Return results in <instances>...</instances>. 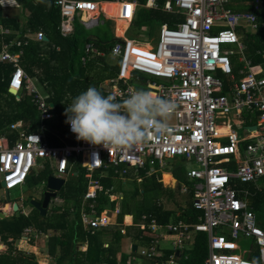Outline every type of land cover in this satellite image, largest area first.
<instances>
[{
  "label": "built area",
  "instance_id": "built-area-1",
  "mask_svg": "<svg viewBox=\"0 0 264 264\" xmlns=\"http://www.w3.org/2000/svg\"><path fill=\"white\" fill-rule=\"evenodd\" d=\"M115 2L127 6L130 12L129 18L121 16L116 19H123L131 26L138 3L130 0ZM228 3L229 0H170L165 3L164 10L184 16L182 22L173 27L161 26L158 42L139 34L132 38L122 37L111 50L110 57L118 59V69L100 85L99 90L122 101L132 91L144 89L173 102L176 107L166 134L147 143L115 149L110 154L102 146L77 140L70 124H67L65 135L75 142V146H51L42 129L38 133H28L23 129V123L18 122L11 126L18 131L16 144L11 146L6 138H0V174L8 188L24 184L34 169L40 167L42 159L55 162L56 176L64 178L70 158H81L83 167L92 178L96 171L111 166L115 167L116 173L120 172L118 168L122 165H134L138 171L146 170L147 163L153 165L158 161L164 166L167 160L181 158L193 165L188 173V178L194 181L193 207L202 211L203 217L195 224L179 222L165 227L153 219L148 231L142 233L149 236V240L141 248L137 247L139 257L149 260L147 264H177V252L183 250L185 242H190L192 235L197 233L209 236V256L205 264H250L251 260L244 255L234 253L239 250L237 241L242 238L255 239L261 255L264 230L256 225L247 202L231 184L235 181L257 184L264 178V69L252 67L247 61L239 74L234 72L230 58L233 51L226 46L242 50L238 29L243 25H258L254 12H234L226 7ZM56 5L61 11L63 36L73 33L77 18L88 29L101 24L100 2L56 0ZM260 6L258 0L255 10L259 11ZM146 7L156 9L158 5L155 0H149ZM45 37L43 32L37 34L39 41ZM22 45L21 41L17 42V46ZM85 49L83 64L93 57L105 56L92 44H87ZM20 59V55L6 50L0 54V64H12L14 69L9 89L16 90L17 99L26 92L42 111V119L51 120L54 114L48 112L46 97L27 75ZM219 73L226 77L229 91L224 92L226 83ZM243 112L257 114V123L246 127L247 136L240 138L235 130V119H239ZM254 126L255 130H249ZM246 140L251 143L243 149L241 143ZM97 153L98 158L94 155ZM231 160L237 165L234 169L225 165L230 166ZM122 172L127 173L126 170ZM99 182L90 180L79 209L86 230L97 231L117 222L121 198H111L116 203L114 210L98 212L96 200L103 190ZM53 203L62 204V200L57 196L51 199L50 205ZM10 212L14 213L12 208ZM22 213L27 215L24 210ZM217 229L229 230L230 239L216 235ZM122 233H125L124 229ZM169 235L176 236L169 257L159 261L165 256L167 249L162 244ZM30 236L43 241L50 237L47 233L35 231L32 226L24 229L22 239L28 240ZM80 250L86 251L87 246L80 247Z\"/></svg>",
  "mask_w": 264,
  "mask_h": 264
},
{
  "label": "trees",
  "instance_id": "trees-1",
  "mask_svg": "<svg viewBox=\"0 0 264 264\" xmlns=\"http://www.w3.org/2000/svg\"><path fill=\"white\" fill-rule=\"evenodd\" d=\"M100 1L113 2L114 0ZM130 1H136L139 4L131 24V28L136 31L134 37L146 27L152 28L156 24H167L169 27H173L175 22L184 19L182 15L168 14L163 11L165 3L169 0H156L159 9L147 8L146 5L149 0ZM257 1L239 0L238 3L233 2L237 3L240 9L254 12L257 16L259 27L256 31L253 33L240 31L244 34L243 42L246 44L247 57L253 65L264 66V27L261 26L264 23V0H259L261 3L259 11L255 10ZM246 3L252 4L244 7L243 4ZM5 9H12L13 12L7 14ZM0 11L2 12L0 23L5 28L19 33L18 36L25 37L29 29L32 33L43 30L48 37L49 41L29 39L28 43L23 45L21 48V66L27 75L37 80L36 86L41 94L46 97L49 105L48 112L54 114L51 120H43L41 111L32 102L30 96L23 92L20 94V99H17L16 95L9 93L11 81L9 76L12 72V66L7 63L0 64V138L8 139L11 146L16 144L19 141V136L17 130H13L11 126L22 121L23 129L26 132L38 133L40 128L44 127L45 140L52 146H63L48 130L55 129L67 134L66 108L71 104L74 97L86 91L89 86L113 75L114 69H109L110 73H105L106 70L97 63H102L110 58L113 46L121 38L115 37L106 42L88 38L85 35L86 29L80 23L79 18L75 20L74 34L68 38H63L58 30L62 18L60 8L55 5L53 0H0ZM15 37L17 36L12 35L7 39L11 40ZM23 40L27 41L26 39ZM87 44H92L105 56L97 57L98 59L96 58L84 66L82 58L85 56ZM91 76L96 77V81L92 80ZM251 118L250 112L240 114L239 119L242 121L243 130L257 123L256 118ZM250 143L251 140L241 146L246 149V145ZM182 160L180 158L172 159L166 168L167 172L173 173L178 183L177 188H175L176 192H179L181 184L188 182L186 165ZM230 164L229 166L225 163L227 168L234 169L236 167L234 161L233 164L231 162ZM77 166V175L66 180L67 183L59 194L65 199L66 205L64 206L63 203L62 208L54 210L51 213V219H48V214H50L48 212L51 208H48L47 215L42 217L28 202L29 213L27 215L16 212L13 216L0 221V264H39L35 254L23 251L31 247L29 248L25 242L21 244L23 250L18 246V243L23 241L24 229L29 226H35L36 229H33L38 232L47 234L51 232L44 250L50 257V264H135L133 259L135 253L128 255L122 252V243L127 237L132 238L133 242L140 246L139 244H145L149 240V236H142V233L148 231L147 229L153 219L165 227L169 224L177 225L179 222L186 225L195 224L202 216V213L193 207V203L188 204L185 209L177 210L178 212L166 209L161 203V197H167L168 200L173 199L172 196L169 198V195L172 194L170 191L173 192L174 190L169 188L167 175H165L164 182L168 184V187L165 188L163 183L157 179L158 175L154 174L149 179L143 180L142 184H146V188L138 187L124 193L118 204L119 212L115 225L97 231L86 230L81 223L79 209L88 191L90 180H99L100 186L103 187L96 200L98 212L106 209L114 210L116 203L111 201V198L122 192L120 189L123 182L117 176L118 174L122 175V171L116 173L115 167L111 166L108 169L96 171L91 178L86 168H83L81 164ZM49 175L52 173L45 176L43 181H46ZM123 175L129 177L132 176V173H123ZM142 175H145L144 171ZM259 182L261 190L254 192L250 203L264 228V178ZM251 188L254 190L253 186ZM43 189L44 187L36 189V193L42 196ZM141 190L144 191L143 194ZM152 194L160 195V198L154 199ZM2 197L3 192L0 183V203L3 202ZM126 220H130V224ZM123 229L126 234L122 233ZM29 238L31 239L29 243L33 244V236ZM187 243L185 242V245ZM189 244L191 248L181 251L177 264H205L209 254L207 235L198 233ZM82 246H87V250H80ZM119 254H121L120 259H118ZM168 257L169 249L165 251L164 258H160L159 261L166 260Z\"/></svg>",
  "mask_w": 264,
  "mask_h": 264
},
{
  "label": "crops",
  "instance_id": "crops-1",
  "mask_svg": "<svg viewBox=\"0 0 264 264\" xmlns=\"http://www.w3.org/2000/svg\"><path fill=\"white\" fill-rule=\"evenodd\" d=\"M115 1V0H114ZM170 1V0H169ZM237 2V1H239V0H229V2L230 3H228L229 4V6H228V4H226V7L227 8H230V9H232L234 12H237V13H241V12H249V11H244V10H242V9H240V7H239V5H237V3H234V2ZM53 2L55 3V5H56V0H53ZM168 2V1H167ZM101 3V9H102V5H104V4H116V2H100ZM138 3V2H137ZM155 3L157 4V2H156V0H155ZM249 4H252V3H249ZM248 3H246V4H243V6L244 7H246L247 5H249ZM158 5V4H157ZM57 6V5H56ZM138 6H139V4H138ZM231 6V7H230ZM58 7V6H57ZM7 8V7H6ZM156 9H159V6H158V8H156ZM239 9V10H238ZM163 11H165V10H163ZM1 12V11H0ZM5 12L7 13V14H11V12H13V10L12 9H5ZM61 12V11H60ZM166 12V11H165ZM166 13H168V14H173V13H169V12H166ZM2 15V12H1V14H0V16ZM175 15H178V14H175ZM184 17V16H183ZM100 18H101V24L100 25H106L107 23H109L110 22V20H112V22H111V29H112V31H113V34H114V38L115 37H117V38H122V37H125V33L127 32V31H124V30H120L119 28H118V24H117V22H118V20L117 19H115L116 17H113V16H111L110 14H109V12L108 11H105V10H103L102 9V11H101V15H100ZM134 18V17H133ZM183 21V19L181 20V21H177V22H175V23H178V22H182ZM61 22H62V18H61ZM61 22H60V26H59V28H58V30H59V32H60V35L63 37V38H68V37H70V36H72L73 34H74V32H75V24H74V31H73V33H71L70 35H68V36H63L62 35V32H61ZM175 23H174V25H175ZM163 25H167V24H156L155 25V27H146L144 30H142L141 31V33L140 34H145L146 35V37H150V38H154L153 37V34L155 33V30L156 29H160L161 28V26H163ZM173 25V26H174ZM262 27H264V23H262V25H261ZM84 27V26H83ZM258 27L259 26H257V27H252V26H248V25H243V26H241L240 28H239V31H238V34H239V37H240V41H241V43H242V45H243V49L242 50H240V48L239 47H235L234 46V48L233 49H229V50H231V51H233V55H231L230 56V58H231V61H232V65H233V67H234V72L236 73V74H239V70L244 66V65H246L247 64V61L248 62H251V66L252 67H259V70L262 68V69H264L263 67V65H259V66H255V65H253V63H252V61L247 57V55H246V50H247V48H246V44L243 42V33H241V31H243L244 33L246 32V33H253L254 31H256L257 29H258ZM85 28V27H84ZM85 29H88V28H85ZM89 29H92V28H89ZM248 29H250L249 31H248ZM241 30V31H240ZM39 32H43L44 33V31L43 30H40ZM39 32H37V33H32L29 29L27 30V34L25 35V37H20V36H18L19 35V33H15L13 30H11V29H9V28H5L1 23H0V45H1V48H0V54L3 52V51H8V52H10L11 54H17V55H20V56H22V50H21V48L23 47V45H25V44H27L28 43V41H29V39H31V40H37V41H39L38 40V38H37V34L39 33ZM45 34V33H44ZM14 36V35H16L17 37H15V38H13V39H11V40H9V39H7V37H10V36ZM28 35V36H27ZM45 36H46V34H45ZM47 37V36H46ZM48 38V37H47ZM23 39H26L27 41L25 42ZM18 41H21L22 43H23V45L22 46H17V42ZM44 41V40H43ZM48 41H49V39H48ZM57 49L59 50V48L57 47ZM85 52H86V49H85ZM85 57V56H84ZM83 57V58H84ZM110 57V56H109ZM83 58H82V64H83ZM96 58L97 57H93V58H91L90 59V61H93V60H96ZM112 57H110L109 59H111ZM98 59V58H97ZM90 61H88L87 63H89ZM108 59H106V61H104V62H102V61H100V62H102V63H97V64H99V65H101V67L103 68V69H105L106 70V72L105 73H110V71H109V69L110 70H112V69H114V68H112L113 66H110L109 64H108ZM20 63H21V59H20ZM86 63V64H87ZM1 64H3V63H1ZM7 64H9V63H7ZM86 64H83L84 66L86 65ZM10 66H12V64H9ZM261 69V70H262ZM13 66H12V72H11V74H10V76L9 77H11L12 76V73H13ZM264 71V70H263ZM102 73V72H101ZM115 74V71L113 72V75ZM112 75V76H113ZM29 76V75H28ZM111 76V77H112ZM223 81H225V83H226V87H225V89H224V92H226V91H229L230 89H229V85H228V83H227V79H226V77L224 76V75H222V73H219V75H218ZM30 78H32L31 76H29ZM33 79V81H34V83L35 82H37V80L35 79V78H32ZM91 79L92 80H95L96 79V77H92L91 76ZM107 79H104L103 81H100V82H98V83H96V84H93V86H95V87H97L98 89H99V87H100V85L104 82V81H106ZM96 81V80H95ZM35 86H36V83H35ZM37 87V86H36ZM25 94H27L26 92H24ZM28 95V94H27ZM29 96V95H28ZM105 96H107V95H105ZM47 105H48V103H47ZM49 106V105H48ZM38 107V106H37ZM39 109V108H38ZM40 110V109H39ZM41 111V110H40ZM41 116H42V111H41ZM251 116H252V118L251 119H254V118H256L257 119V114H251ZM20 122H22V121H20ZM40 129H42L43 130V133H44V127H41ZM53 130V129H52ZM55 130V129H54ZM235 130L237 131V133H238V130H237V128L235 127ZM243 130V129H242ZM249 130H250V128H249ZM55 131H58V132H60L59 130H55ZM244 131V135L243 136H240V138H244V137H246L247 136V134H246V130L244 129L243 130ZM17 132V134H18V131H16ZM48 132H49V130H48ZM51 133V132H50ZM52 134V133H51ZM239 134V133H238ZM54 137H56L55 135H54ZM57 138V137H56ZM60 142H61V140L59 139V138H57ZM8 140V139H7ZM248 140H246V141H243L242 143H241V145L242 144H244L245 142H247ZM62 143V142H61ZM63 144V143H62ZM63 145H65V144H63ZM247 145H249V144H247ZM246 145V146H247ZM52 146V145H51ZM54 146V145H53ZM56 146H58V145H56ZM62 146V145H61ZM181 159V158H180ZM44 160H46V159H44ZM182 160V159H181ZM184 160V159H183ZM182 160V161H183ZM46 161H48V163H49V166L50 167H53V169H55L56 170V168H55V162H53V161H49V160H46ZM171 160H167L166 162H165V164H164V166H162V165H160V163L157 161V162H155V164H153V165H151L150 163H147V166H146V170H144V169H141V170H138V171H136L135 169V166L134 165H127V167H126V165H122V166H120L119 168H118V171H123V170H126L127 171V173H129V172H131L132 173V176L134 177L135 176V178H136V183H138V184H142V182H143V180H145V178H150L152 175H154V174H157L158 175V180L161 182V183H163V187H165V188H167L168 187V184L166 183V182H164V178H165V175H167L168 177H169V188L170 189H173L174 191L173 192H171L170 191V193H172L171 195H169V198L172 196L173 197V199H169L170 201H173L175 204H177V207H178V209L177 210H181V209H185L186 208V206L188 205V204H190V203H193V201H194V191H195V189H194V181L192 180V179H189L188 178V173H189V171L192 169V167H190L192 164L191 163H188V162H186V160H184V162L183 163H185V165H186V173H187V180H188V182H186V183H183V184H181V187H180V189H179V192L177 191H175V188H177V185H178V183H177V181H176V179L174 178V176H173V173L171 172V171H169V172H167L166 171V168L168 167V162H170ZM40 162V161H39ZM82 165V159L81 158H76V157H72V158H70V160H69V166H68V170H67V173H66V175L64 176V178L67 180L68 178H70V177H72V176H74V175H77V168H78V166L77 165ZM233 164V163H232ZM234 165L237 167V165H236V163L234 162ZM154 167V168H150V167ZM193 166V165H192ZM82 167H83V165H82ZM43 168V167H42ZM84 168V167H83ZM145 172V175H142V172ZM126 173V174H127ZM34 174V172L31 174V175H33ZM49 174V173H48ZM47 174V175H48ZM1 175V174H0ZM30 175V176H31ZM46 175V176H47ZM52 175L54 176V175H56L55 173H52ZM1 176H3V175H1ZM50 176V175H49ZM118 176V178H119V180H121L122 179V182H125L126 180H125V175H123V172H122V175L121 174H118L117 175ZM121 178V179H120ZM263 179V178H262ZM3 180V179H2ZM1 180V181H2ZM261 180V179H260ZM259 180V181H260ZM45 182L46 181H42V184H43V186L42 187H45ZM1 183V182H0ZM66 183H67V181H66ZM124 184V183H123ZM66 185V184H65ZM64 185V186H65ZM232 187L233 188H235L237 191H239L240 193H241V198L243 199V200H245L246 202H247V205H248V210L254 215V217H255V221H256V225L259 227V228H261L262 230H264V228L262 227V225H261V223L259 222V220H258V217H257V215L255 214V212L253 211V209H252V206H251V203H250V199L253 197V195H254V192H257V191H259V190H261V185H260V182H258L257 184H254V183H251V184H242V183H240L239 181H235V182H233L232 184ZM63 186V187H64ZM254 187V190H252V188L250 189V187ZM115 188H117V186H114ZM39 188H41V187H39ZM184 188H186L187 190H184ZM3 190V189H2ZM120 191H122V189H120ZM3 192H4V190H3ZM43 192H44V189H43ZM61 192V191H60ZM60 192L58 193V197L62 200V203H64V200L61 198V196L59 195L60 194ZM122 193V194H121ZM119 195H117V196H120V198H123V196H124V194H123V192H121ZM141 193L143 194L144 193V191L143 190H141ZM5 194V193H4ZM183 194H185V195H187L186 197L187 198H185L184 197V199H185V205L184 206H181V199L179 198L180 196H182ZM39 195V194H38ZM39 198H42V196L41 195H39ZM4 202H6L7 203V205H5V206H8V211H7V214L9 215L8 216V218L9 217H11V216H13L16 212H14V213H12V212H10V208H12L13 209V206H14V204L15 203H17V202H10L9 200L7 201L6 200V196H5V200H3V202H1L0 203V208L3 206L2 204L4 203ZM18 204V203H17ZM54 206H55V203H53V204H51V205H49V208H51L50 210H54L55 208H54ZM169 210H173V209H170L169 208ZM25 211V213L26 214H28L29 212V210H24ZM178 212V211H177ZM199 212H201L202 213V216H200L199 217V219H198V221L200 220V218L201 217H203V212L202 211H199ZM72 213H75V212H73L72 211ZM159 225H160V223H158ZM34 229H36V227L35 226H32ZM221 230V229H220ZM222 231V234H219V235H224V236H226L228 239H230V231L229 230H227V231H223V230H221ZM226 232V233H225ZM225 233V234H224ZM49 234V236H51V232H49L48 233ZM123 234H126V233H123ZM198 234V233H197ZM196 234V235H197ZM204 234H206V233H204ZM196 235H194V237L193 238H195L196 237ZM207 235V237H208V245H209V236H208V234H206ZM142 236H143V234H142ZM242 239H244V238H242ZM245 239H247V238H245ZM248 239H250V240H252V242L255 244V245H257V243H256V240L255 239H253V238H248ZM30 238L28 239V240H24L23 239V241H21V242H19L18 243V246H19V248L21 249V244H22V242H25L26 243V245L30 248V249H21V250H23V251H26V252H28V253H33V254H35L36 255V257H37V260H38V262H39V264H50V257L46 254V251H44L45 250V248L44 247H40V245H38L40 242H44L45 244L47 243V241L48 240H45V241H43L42 239H40V240H36L34 237H33V240L34 241H32V243L33 244H30L29 242H30ZM194 240V239H193ZM40 241V242H39ZM129 242L128 243V245L126 244V242ZM40 244H42V243H40ZM136 245V243L135 242H133V240H132V238H129V237H127L124 241H123V243H122V252H125L126 254H128V255H131V253H136L137 254V250H136V252H132V246L133 245ZM146 244V243H145ZM144 243L143 244H141L140 246H138V248H141L143 245H145ZM258 246V245H257ZM36 249V250H31V249ZM258 248H259V246H258ZM241 249H240V247H239V251H240ZM254 251L252 252V251H249V252H247V251H244V252H242V253H238V254H240V255H244V257L246 258V259H249V260H253L254 258H257V257H255L254 256ZM258 254H259V257H260V249H259V251H258ZM208 256H209V254H208ZM121 258V254H119L118 255V259H120ZM133 259L137 262V259H135V257H133ZM206 261V260H205Z\"/></svg>",
  "mask_w": 264,
  "mask_h": 264
},
{
  "label": "clouds",
  "instance_id": "clouds-1",
  "mask_svg": "<svg viewBox=\"0 0 264 264\" xmlns=\"http://www.w3.org/2000/svg\"><path fill=\"white\" fill-rule=\"evenodd\" d=\"M175 107L150 90L132 91L118 101L114 95L105 96L97 87L89 86L66 108L65 123L71 125L77 140L102 146L111 154L115 149L147 143L166 134ZM94 155L98 158V153ZM250 264H264V250Z\"/></svg>",
  "mask_w": 264,
  "mask_h": 264
},
{
  "label": "rangeland",
  "instance_id": "rangeland-1",
  "mask_svg": "<svg viewBox=\"0 0 264 264\" xmlns=\"http://www.w3.org/2000/svg\"><path fill=\"white\" fill-rule=\"evenodd\" d=\"M93 1H98V2H101L100 0H93ZM231 7V6H230ZM102 9L105 10V11H108L109 14L113 17H126L128 16V11L125 7H122V6H118L116 8H113L112 6L110 5H102ZM116 19V18H115ZM111 22L112 20H110L109 23H107L106 25H98L92 29H86V33L85 35L88 37V38H92L94 40H104L105 42L106 41H110V40H113L114 39V34H113V31L111 29ZM127 22L123 19H120L118 20L117 22V26L120 30H124V31H127L124 35H125V38H132L134 37L136 31H134L131 26L127 25L129 24V22L126 24ZM131 28V29H130ZM250 29H248L249 31ZM159 32H160V29H156L155 30V33L153 34V37L155 39V41L157 40L158 42V39H159ZM138 36V35H137ZM228 49H233L234 46H226ZM108 64L110 66H113L114 68V71L116 72L117 69H118V59L116 57H112L111 59H108ZM158 82H162V80H157ZM36 83V82H35ZM37 85V84H36ZM23 94V93H21ZM235 123H236V128L238 130V133L240 136H243L244 135V131L242 130L243 129V124H242V121H240V119L236 118L235 119ZM40 164V167H36L34 169V174L29 176L28 179L25 181L24 184H20V185H17V186H14L12 188L9 189V201L12 203V202H17L19 204V210L16 211L13 207V211L15 212H22L23 210H28L29 209V206L27 205V203L32 200V199H40L39 198V195L36 193V189H38L39 187L42 188L43 184H42V181H43V178H45L46 174L48 173H55L57 174L56 170L53 169V167H50L49 166V163L48 161L42 159L40 160L39 162ZM41 166H43V168H41ZM127 167V165H126ZM192 167V165L190 166ZM150 168H154L153 166L150 167ZM142 171V170H141ZM107 172V171H106ZM3 179V176L0 175V182L1 180ZM125 182H123L124 184L121 186V189H122V192L123 194L124 193H127L128 191H130L131 189H137L138 187H142V188H146V184H138L136 183V178L135 176H129V177H125ZM3 192V190H2ZM154 196L153 198L154 199H157L160 198V195H153ZM187 195L183 194L182 196H180L179 198L181 199V206H184L185 205V198ZM63 200H64V206L66 205V201L63 197H61ZM162 198V201L161 203H163L164 207L166 209L169 210L170 209H173L171 211H177L178 207H177V204H175L173 201H170L167 199V197H161ZM2 200H5V194L3 192V197H2ZM30 200V201H29ZM120 201V200H119ZM62 204H55L54 206V210H58L60 208H62ZM54 210H50L48 213L49 217L48 219H51L52 218V212H54ZM126 222L128 224H130V220H126ZM226 231V230H224ZM226 233V232H225ZM224 233V234H225ZM215 234L216 235H219V234H222V231L220 229H217L215 230ZM194 235H192V238L189 240L190 242L193 241V238ZM176 238L175 235H169L167 237V239L163 242L162 244V247L163 248H166V249H170L172 247V243H173V240ZM40 242V241H39ZM190 242H188L186 245L183 246L182 249H190L191 248V245L189 244ZM238 242V246L240 247V251L237 250L236 252L234 253H242L244 251H254V256L259 258V254H258V251H259V248L257 245H255L252 240L250 239H240L237 241ZM42 243V244H40ZM38 245H40V247H44L46 249V246H47V243L45 244L44 242H40ZM128 241L126 242V244L128 245ZM141 245V244H139ZM0 246H1V243H0ZM184 251V250H183ZM135 259H137V264H147V261L149 260H145L144 258H141L139 257L138 254L135 253Z\"/></svg>",
  "mask_w": 264,
  "mask_h": 264
},
{
  "label": "water",
  "instance_id": "water-1",
  "mask_svg": "<svg viewBox=\"0 0 264 264\" xmlns=\"http://www.w3.org/2000/svg\"><path fill=\"white\" fill-rule=\"evenodd\" d=\"M1 14V12H0ZM44 41H48V38L45 37ZM13 89H9V93L16 95L17 98L19 97L16 92H13ZM256 127H250V130H255ZM49 132H51L53 135H55L57 138H59L61 140V142L67 146H75V142L72 141L68 136H66L65 134L49 129ZM66 184V180L63 178H58L55 177L53 175L48 176L46 182H45V187H44V192L42 194V198L40 199H32L30 201L31 206L37 210L40 213V216L45 217L47 215L48 212V208L50 205V201L52 198L57 197V194L62 190L63 186ZM1 188L4 190L5 196H6V200H9V188L7 186V183L5 180L1 181ZM3 206L7 205L6 202H4L2 204ZM14 209L16 211L19 210V205L17 203L14 204ZM15 211V212H16ZM8 214L6 212H4V210L2 208H0V221L8 218ZM137 250V245H133L132 246V252H136ZM179 254V252H177V255Z\"/></svg>",
  "mask_w": 264,
  "mask_h": 264
},
{
  "label": "bare ground",
  "instance_id": "bare-ground-1",
  "mask_svg": "<svg viewBox=\"0 0 264 264\" xmlns=\"http://www.w3.org/2000/svg\"><path fill=\"white\" fill-rule=\"evenodd\" d=\"M104 5H105V4H104ZM106 5H107V4H106ZM108 5L112 6L113 8H116V7H118V6H121V5H118V4H108ZM122 7H125V8L127 9V11H128V16H126V18H129V16H130V12H129L128 7H127V6H122ZM13 92H16V91H13ZM3 210H4V212L7 213V211L9 210V209H8V206H3ZM5 210H6V211H5Z\"/></svg>",
  "mask_w": 264,
  "mask_h": 264
}]
</instances>
